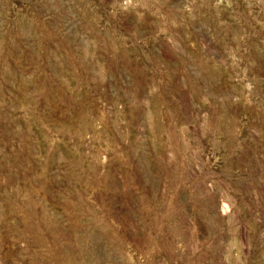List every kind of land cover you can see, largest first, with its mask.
Returning a JSON list of instances; mask_svg holds the SVG:
<instances>
[{
	"label": "rangeland",
	"instance_id": "obj_1",
	"mask_svg": "<svg viewBox=\"0 0 264 264\" xmlns=\"http://www.w3.org/2000/svg\"><path fill=\"white\" fill-rule=\"evenodd\" d=\"M0 264H264V0H0Z\"/></svg>",
	"mask_w": 264,
	"mask_h": 264
}]
</instances>
